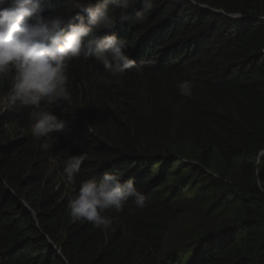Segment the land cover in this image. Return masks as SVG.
Returning <instances> with one entry per match:
<instances>
[{
  "label": "trees",
  "instance_id": "trees-1",
  "mask_svg": "<svg viewBox=\"0 0 264 264\" xmlns=\"http://www.w3.org/2000/svg\"><path fill=\"white\" fill-rule=\"evenodd\" d=\"M40 6L69 24L83 15L74 0ZM114 17L94 34L127 39L137 67L117 79L93 58L71 61L70 100L41 105L69 131L37 140L31 108L0 115V264H264V192L255 184L257 167L264 181V155L255 164L264 147V0H133ZM184 79L194 82L191 97L179 93ZM9 89L5 81L0 94ZM61 149L87 155L75 184ZM105 173L132 179L144 199L106 211L113 222L102 231L74 220L68 197Z\"/></svg>",
  "mask_w": 264,
  "mask_h": 264
},
{
  "label": "clouds",
  "instance_id": "clouds-1",
  "mask_svg": "<svg viewBox=\"0 0 264 264\" xmlns=\"http://www.w3.org/2000/svg\"><path fill=\"white\" fill-rule=\"evenodd\" d=\"M132 3L133 0H98L95 4L92 0H74V8L83 15H77L75 22L69 24L63 15L45 14L41 0H0V87L5 81L10 82V89L0 94V112L5 111L0 115L4 116L10 108H31V133L37 140L69 131V121L41 107L42 102L70 100L69 64L82 56L101 63L111 78L118 79L126 70L137 67L127 52V39L114 33L99 38L94 34L111 30L115 26L114 10L126 11ZM119 18L128 19L123 14ZM144 19L141 12L133 17L135 23H143ZM108 77L100 79L108 84ZM177 87L180 95L191 97L194 82L184 79ZM40 147L48 151L52 145L42 143ZM262 155L264 147L255 154L257 166ZM58 156H66L63 172L67 183L75 184L87 155H71L61 149ZM255 184L264 192L260 167L255 169ZM130 198L143 203L144 197L134 181H123L119 173H105L100 180L82 181L68 197V207L74 220L92 222L103 231L113 222L105 212L122 211ZM32 214L35 216V210Z\"/></svg>",
  "mask_w": 264,
  "mask_h": 264
},
{
  "label": "rangeland",
  "instance_id": "rangeland-1",
  "mask_svg": "<svg viewBox=\"0 0 264 264\" xmlns=\"http://www.w3.org/2000/svg\"><path fill=\"white\" fill-rule=\"evenodd\" d=\"M3 112H5V111H2V112H0V113H3ZM3 121H6V118H3ZM13 131V129L12 128H10V133ZM15 131V133L17 134L18 132L16 131V130H14ZM12 135H14L13 133H11Z\"/></svg>",
  "mask_w": 264,
  "mask_h": 264
}]
</instances>
